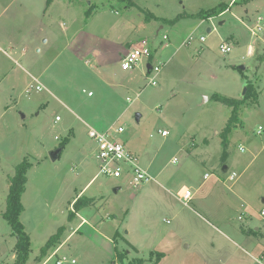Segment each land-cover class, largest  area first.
Listing matches in <instances>:
<instances>
[{
    "label": "rangeland",
    "instance_id": "374dc122",
    "mask_svg": "<svg viewBox=\"0 0 264 264\" xmlns=\"http://www.w3.org/2000/svg\"><path fill=\"white\" fill-rule=\"evenodd\" d=\"M23 1L0 0L2 33L12 30L20 37L29 31V21L19 19L22 10L12 15ZM30 1L43 8L47 4V0ZM230 2L62 0L52 7L49 47L43 46V59L35 68L45 76L30 83L41 85L42 90L34 86L26 94V82L20 84L8 109L9 120L0 118V205L4 210L10 175L24 159L33 165L21 214L30 235L25 264H57L63 254L69 260L64 264H73L70 259L74 258L76 264H250L241 262V256L230 258L260 247L264 254V217L259 216L264 204V0ZM6 5L10 9L1 13ZM224 7L228 9L218 13ZM213 8L217 12L212 17L198 16ZM122 18L132 25L124 34L118 25ZM174 19L175 23L167 22ZM120 33L133 44L148 41L152 62L161 65L157 76H147L146 63L123 70L122 57L118 60L115 52L103 64L106 75L101 66L95 68L93 50H107L111 42L107 38H118ZM89 34L98 38L90 40ZM165 34L168 40H163ZM16 37L0 39L1 49L9 50V41ZM222 40L232 46L229 53L221 52ZM63 45L67 48L61 49ZM0 56L6 60L4 69L17 67L7 55L0 52ZM39 56L28 43L27 54L17 57L24 64ZM154 76L157 85L150 83ZM249 83L253 90H247ZM214 93L239 99L248 93L239 110L240 121L229 135L226 159L222 158L221 133L232 108L215 101ZM96 104L109 114L104 115ZM89 126L111 133L123 126L124 132L115 138L139 157L152 180L132 188L125 177L100 174ZM163 130L170 134L163 136ZM65 139L64 151L53 160L50 152ZM92 177L97 179L91 191L79 194ZM95 187L101 192L96 191L98 196L89 208L74 212L75 201L92 197ZM115 187H120L118 192ZM188 187L193 198L185 205L178 192ZM82 217L92 219L82 233L56 256L53 251L59 245L43 254L51 235L64 226L62 243L64 235L74 231L70 228L77 229L84 221ZM230 244L234 248L229 250ZM158 254H162L159 259ZM16 260L9 255L6 261L15 264Z\"/></svg>",
    "mask_w": 264,
    "mask_h": 264
},
{
    "label": "crops",
    "instance_id": "0c3cea01",
    "mask_svg": "<svg viewBox=\"0 0 264 264\" xmlns=\"http://www.w3.org/2000/svg\"><path fill=\"white\" fill-rule=\"evenodd\" d=\"M9 1L12 4V3L16 2L17 0H9ZM61 1L62 0H53L51 4H49V5L46 4V6L44 8L42 7L41 4L33 3V1H30V0H26V1L20 2L21 3V8H18L19 10L16 9L14 12H12V15H15L17 13V11L20 12V14H21V10H22L23 11L22 12V15H19L20 21L21 22L24 21V20L26 22L29 21L26 24V26H28L29 31L26 32L25 35H23V36H20L19 37V34H17V33H14L13 34L12 33V30L9 31V32L2 33L1 32V26H0V39L5 38V37H8L9 35H17V37L15 38L16 41H14V42L13 41H9V42H11L7 46V48H9V50L8 49L2 50L1 47H0V52L2 54H4V55H7V57L10 60V62L11 61H14L15 64H16V66L18 67L17 68V67H15L13 65V68H10V69L5 68L4 69L5 65L3 66V64L5 63L6 60L4 58V60H5L4 61L3 58L0 56V73H1L0 74V100H1L0 101V118H4V117L8 116V119L7 120H9V118H10L9 112L10 111L8 109L10 108V105L14 102V100L16 99L15 98V91H16L17 86H19L20 84L26 82V89H25V93L26 94L29 93V88H34V86H35V88L37 86H40L41 87V85H39V84L34 85V84H30V83H33L35 81L34 79H38V81H39L40 80L39 78H44V76H45L44 71H43V73L41 75L40 74H37L35 72V68H37V66L40 63L39 59H41V60L43 59L42 58L43 57V46L44 45L47 46L46 47V50L49 47L48 45H49V42L50 41H49L48 33H49L50 26L52 25L51 19L54 18V16L51 14V11H53L52 10V7L54 5H56L57 3H61ZM233 1L234 0H231L230 4ZM9 9H10L9 5H6L4 7V10L1 11V13L4 12V11H7ZM97 10H98V8L95 11L96 13L99 11V10L98 11ZM93 14L94 13L92 12L91 18H93L95 16ZM20 16H23V17L20 18ZM30 17H31V19H29ZM16 18H18V17L16 16ZM74 19H76V17ZM74 19H73V22H75ZM262 19L263 18L260 16L259 17V21L262 20ZM59 21H60V19L58 18V22ZM91 21H93V19ZM121 21H123V24L121 23ZM60 23L62 24L61 21H60ZM118 25L120 26L121 31L123 32V34L126 33V32H129V30L131 29L130 26L132 27V25L130 24L128 18H122V19H120V21L118 22ZM45 26H46V28H45ZM80 30H81V27H80ZM63 31H65V30H63ZM208 31H211V30L209 29ZM78 32H79V30H78ZM28 33H31V34H28ZM79 33H81V32H79ZM79 33H77L78 36H80ZM77 35H75L74 38L78 37ZM89 35H90V40H95V39L98 38V37H94L93 36L94 34H92V35L89 34ZM121 35L122 34L120 33V35L118 36V38L115 37V36L112 37V38H109V37L107 38V41H111L112 42V43L110 42L108 44L109 47L106 45V47L108 48L107 50L102 51L98 47H96L93 50L92 55L95 58V63H94V64H96V67L95 68L96 69H99L100 66H101L102 69H100V71L101 72L104 71L105 75H106V72H105V69H104L105 66L103 64L107 60V57L109 56V54L115 52L118 55V58H119L118 60H120V58L121 57L123 58V56L126 54V53L124 54L123 51H125V50L128 49L129 44H131V43L133 44L135 42V41H131L130 39H128V41L125 40L124 37L121 36ZM25 37H27V39H25ZM200 40H201V38H200ZM3 41L4 40H2V42ZM187 42H189V40H187L185 43H187ZM224 42H225V40H222L221 44L224 43ZM28 43H29V46H31L32 49L36 50V52L38 54H40V56L38 58L34 59V60H29L28 62H26V63L23 64L22 61L18 60V57L17 56H19L22 59L24 57V55L27 54V51H28ZM63 46L61 47V49L67 48V46H65V45H63ZM108 50H109V52L105 56V53ZM251 50H252V48L250 47V51ZM11 54L14 56V58H12V55ZM250 54H251V52H250ZM87 60L88 59H86V61ZM120 65H121V63H120ZM45 66H46V69L49 68L50 63L46 64ZM106 66H109V65H106ZM138 68H140V67H137L135 69H138ZM241 70H244V69H241ZM130 71H132V70H130ZM37 83H39V82H37ZM41 90H42V87H41L40 90H38L36 88V91H41ZM211 97H213V94H212ZM92 105H90V106H92ZM96 106L98 107V109H100L101 111H103V114L104 115H108L109 114V112H107V109H104V108L101 109L100 106H99V104L98 105L96 104ZM140 117H141V114H139V118ZM92 128L93 129H96V128L92 127V126H89L88 131L90 129H92ZM107 130L108 129H106V130L105 129H101V131H107ZM64 149H65V147L64 148L62 147V152L64 151ZM53 150H55V149H53ZM95 150H96V145H95ZM62 152H61V154H62ZM81 152H80V154H81ZM84 153L85 152H82V156H84ZM61 154H60V156H61ZM176 162H174V160H173V163H176ZM32 167H33V165L30 167V169ZM158 171H159V169H155L154 170V172H158ZM28 174L29 173L27 172L26 189H25V192L23 193V196H22V203H23V205H24V202L23 201L26 200V198H27L26 196H27V193H28V191H27V186H28V181H29ZM11 177H12V175H10L9 181H8V193H9V187H10V179H11ZM96 179H97V177L96 178H93L92 177L84 185V187L81 189V191L79 192V194H81L83 191H85V193H87L88 191H91V188L93 187V184H94V182H95ZM101 186L103 187L104 185L101 184ZM118 189H120V187H115L114 190L118 192L119 191ZM97 190H98V192H101L99 190V188L97 189L95 187L94 190H92V192H94V193H93L92 197H90V198H94L95 196H98V195H96L97 194L96 193ZM8 193H7V196H8ZM99 195H105V194H99ZM7 196L5 197L6 199H7ZM4 208L5 207H3V204L0 205V261H1L0 264H8L9 262L6 261V260L8 259L9 255H10L11 261H14L15 258H17L16 253H15V250H16V243L18 241V236L16 237V235L13 234V230H12L10 224L8 223V221L6 220V218L4 217V215H3V213L5 212ZM121 208H122V206L119 209L121 210ZM263 208H264V204H263V207L261 208V210ZM24 210H25V206H24ZM261 210L259 212V216L264 217V216L261 215ZM76 213H79V212L76 211ZM112 215H114V214H112ZM82 218H83L84 221H82V222L80 221L81 224L77 227V229H74L73 227L70 228V230H74V231L71 232L68 236H65L64 235V239H62L63 240L62 243L59 244V246L55 248V251H53L54 253L55 252L60 253L61 251H63V249L68 246L69 241L76 234L82 233V228L86 224L90 223L91 220H92V219L89 220L86 217H82ZM20 219H21V216H20ZM22 223H23V221H22ZM255 229H257V227ZM187 247H188V245H186V248ZM232 247L233 246L230 244L229 245V250ZM116 248L117 247H115V249ZM115 255L118 256V253L116 252ZM62 256L68 257L66 254H63ZM239 256H241V257L239 258ZM60 257L61 256H59V258ZM238 258H239V260L241 262H244V260H245L247 262H250V264H264V254H262V252H261V247L260 248H256L255 252H253V253L250 252V251H247V250L245 251V254H238L236 252L230 259L231 260L232 259L235 260V259H238ZM76 263H77V261H76ZM114 264H116V262H114Z\"/></svg>",
    "mask_w": 264,
    "mask_h": 264
},
{
    "label": "built area",
    "instance_id": "2783aa9c",
    "mask_svg": "<svg viewBox=\"0 0 264 264\" xmlns=\"http://www.w3.org/2000/svg\"><path fill=\"white\" fill-rule=\"evenodd\" d=\"M167 34L163 36V40H168ZM201 41H205V37H201ZM168 44L166 43L165 46ZM222 53H229L232 50V46L224 42L220 45ZM152 53L146 39L140 40L133 44L131 48L126 52L121 60V67L123 70H133L142 63H146L147 76L155 74L157 76L161 72V65L154 64L152 62ZM150 65V67H148ZM148 67V68H147ZM150 79V83L157 85L156 77ZM38 90L40 86L36 87ZM128 101H132L131 98H127ZM60 116L56 120H60ZM262 127H260L261 129ZM124 127L119 126L114 132L100 131L97 129H90L88 131L89 137L94 141L96 145L97 158L100 161V174L105 175L108 178H122L125 177L128 180L129 185L132 188H139L142 185L152 180L151 174L145 169L139 161L137 155L134 154L123 142L115 138V134L123 133ZM163 136L168 135L169 131L163 130ZM176 162V160H174ZM208 176H206L207 178ZM179 199L186 205L193 198V192L190 188L180 189L178 192ZM261 215L264 216V208L261 210ZM56 253L52 256L54 257ZM51 256V257H52ZM73 264L76 263L75 259H70ZM68 258L61 256L56 260L57 264L66 263Z\"/></svg>",
    "mask_w": 264,
    "mask_h": 264
},
{
    "label": "trees",
    "instance_id": "16d2710c",
    "mask_svg": "<svg viewBox=\"0 0 264 264\" xmlns=\"http://www.w3.org/2000/svg\"><path fill=\"white\" fill-rule=\"evenodd\" d=\"M53 0H47V5L51 4ZM135 5V3H132ZM227 9V7H224L221 11L218 13L224 12ZM91 10L87 12V16L90 15ZM217 12L216 8L209 9V10H203L201 11L198 16L202 18H210ZM185 15V13H184ZM180 16L177 18L179 19ZM174 20H168L167 22L175 23ZM252 89L253 85L252 83H249V86L247 90ZM252 93V91L250 92ZM248 93L244 96V98H234L230 96H226L220 93L213 94V99L215 101H219L229 107L232 108V115L228 120V123L224 130L221 133L222 138V146H223V159L227 158V147L229 143V135L232 132V128L236 126V124L240 121L239 117V110L241 106L245 103L247 99ZM68 143V139H65L60 147H65V145ZM31 167V162H29L27 159H24L21 163H19L16 166L15 174L10 179V187H9V193L7 196V207L5 212L3 213L4 217L10 224L13 234L18 236V241L16 243V251H17V260L15 264H25L26 260L28 259L29 251H30V235L26 232L25 226L22 223L20 216L22 212L24 211V205L22 203V196L26 189V183H27V172ZM94 202L93 198L83 197L80 196L74 203L75 211L81 210L84 207L90 206ZM74 212L71 211V216L74 217ZM65 227L61 226L58 231L51 235L50 238L47 240L46 245L43 247V254L45 255L48 250H51L58 246L61 243V238L64 234ZM162 257V254H158V259ZM135 264H141V262H137Z\"/></svg>",
    "mask_w": 264,
    "mask_h": 264
},
{
    "label": "water",
    "instance_id": "95a60500",
    "mask_svg": "<svg viewBox=\"0 0 264 264\" xmlns=\"http://www.w3.org/2000/svg\"><path fill=\"white\" fill-rule=\"evenodd\" d=\"M148 67H150V65H149ZM240 68H241V69H245V66L242 65ZM136 117L139 118V114H137ZM61 152H62V147H59V148H56L55 150H52V151L50 152L51 158H52L53 160L57 159V158L60 156Z\"/></svg>",
    "mask_w": 264,
    "mask_h": 264
}]
</instances>
